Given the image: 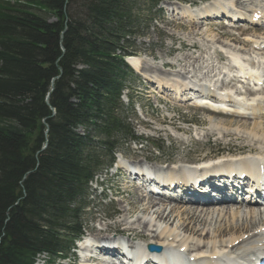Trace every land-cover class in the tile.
Returning <instances> with one entry per match:
<instances>
[{
  "label": "trees",
  "instance_id": "16d2710c",
  "mask_svg": "<svg viewBox=\"0 0 264 264\" xmlns=\"http://www.w3.org/2000/svg\"><path fill=\"white\" fill-rule=\"evenodd\" d=\"M137 1L0 0V264L69 255L96 151L110 165L120 141L136 140L123 60Z\"/></svg>",
  "mask_w": 264,
  "mask_h": 264
},
{
  "label": "rangeland",
  "instance_id": "374dc122",
  "mask_svg": "<svg viewBox=\"0 0 264 264\" xmlns=\"http://www.w3.org/2000/svg\"><path fill=\"white\" fill-rule=\"evenodd\" d=\"M182 1L183 2L179 3L172 0H161L159 5L152 9H149L150 4L147 3V0H138L136 3L134 19L135 27L132 29L133 35L129 40L127 49L129 51H133L135 57L146 58L147 61L144 58L143 59L144 62H146V65L144 66H146L147 70L142 72L141 77L133 72L134 77L128 78L126 85L129 87V94L133 97V103H140V107L138 104H135L133 107L135 112L131 111L130 108H127V110H123V114L127 119L126 122L131 125L134 131L133 133L137 136L143 137L145 140L147 139V141L142 145H133L128 142L125 143L124 141H120L116 145L117 156L115 157V165H117L119 160L122 159L124 163L129 165L144 164L151 169H156L157 165L163 164L167 165L165 169L170 170L172 169L170 166H176V168L182 167L181 165L183 164H179L182 161H185L184 164L198 163L197 161L201 158L200 155H202V157L207 156L208 154H204L212 151L215 143L214 140H211L209 146H206V148L203 149L201 144L204 142L199 144L196 141L204 140L201 136L207 131V129H209L207 128L209 119H211L212 122H217L222 119L215 117L210 118L206 112L194 107L193 103L182 104L175 102L169 96L170 93L161 89V86H167V88H169L171 85H175L176 82L187 85L194 83H208L210 78L220 75V71L218 70V72H215L216 70L214 68L224 67L221 64L217 65L219 62L216 59V54L231 52L228 55L230 57L231 54L235 55L233 53H236L242 56V58H240L237 55L243 63H245V61L246 63L249 62V59L243 57V55H247L249 58L252 57L254 59H259L264 55V50H256L255 45H248L245 41L242 42L246 33L239 32L241 29H250L246 35L248 38H245V40L255 42L260 38V41H264V35L260 34L264 30L262 27L246 26L239 23L236 24L237 27H239L237 30L225 26L228 22L227 19L224 20L223 23L224 30H220L218 28L217 24H219L220 21H212L213 23H209L214 25L212 28L206 26L205 21L200 22L201 24L197 23L198 26L195 27L190 24L191 20H198L196 14H192L193 10H201L202 12L203 9L209 6L212 7V5H217L218 7V4L225 5L226 9H228L233 3L234 10L245 14L247 17L249 14L245 11L246 8L244 7L248 5L247 10H257L255 5H257L260 1ZM241 1L244 2L242 4H238ZM186 3L189 4V7ZM191 6H193V8L195 6V8L192 9ZM229 23L230 24L228 25L230 26L234 24L233 22ZM258 30L260 33L257 32ZM196 31L199 35L196 33V36H194ZM222 34L227 36L223 37ZM233 37H235L237 39L236 41L239 43L232 42L230 39ZM240 40L244 44H242ZM189 45H195L196 48L187 49ZM255 54L259 55L255 56ZM214 56L217 63L213 59ZM206 59L211 60L206 63ZM226 59L227 58H225V60ZM210 63H212L215 67L211 66ZM171 64L174 66L172 67ZM207 64H209V67H212L211 70L206 68ZM259 64L261 63H256V67H259ZM256 67L254 66V68ZM122 100H124L125 103L127 102L125 97ZM222 121L227 123L228 120ZM234 126L235 125H233V127ZM248 127L250 126L248 125ZM217 129L218 131L223 130L220 127H217ZM231 131L237 132V130L232 129ZM78 133H81V130H78ZM194 135L198 137L196 141L192 138ZM218 137L221 138V136H215V138ZM226 141L227 139H224L221 142ZM180 143H182V145H180ZM262 150L264 151V148ZM96 153L100 156L99 160L102 167L96 173L94 181L88 186L85 196L82 198L83 203L89 205V208L85 209L81 214L83 215L81 220L82 229L84 232L87 231L90 232V234L99 237H111L110 234L113 233L122 236L126 235L127 237L128 233L122 232L123 227H125L123 224L122 226H118L117 230L113 228L114 224L119 220L117 212L119 209L127 208L125 203L126 201L134 202L136 200V191L138 194L141 192H139V187L134 189L130 186V184H128V177H126L122 172L114 175L115 167L113 166L110 169L108 168L109 160L105 157L102 149L99 148ZM212 153H216V155L213 156V159L220 158V160L225 161L229 159H236V157H229L225 154H217L218 151H214ZM176 206L179 208V212L184 209V207L179 206V204H176ZM164 207L167 208L168 211L169 208L173 207V205H164ZM203 207L204 206H200V208ZM263 208L264 207L259 208L260 211H256L255 214H258L259 216L261 215L264 218ZM178 210L176 209V212ZM240 212L244 213V209L240 210ZM138 218H144V216L138 213L134 214L129 220H126L128 223L127 227L131 226L129 225L130 222H133ZM215 218V215L213 217L212 215H209L208 217V221L211 220L208 224L210 229H214L215 227ZM101 219L104 220L102 221ZM181 223L182 221L180 220V217H178L174 219L171 225L174 227L179 226ZM248 223L249 217L246 219L245 217L242 218V216H240L239 219L229 218L226 222H223L220 225L225 228ZM132 225L136 226L135 228L138 227L137 224ZM153 225L154 224H150V231L148 232L151 235H153V232L156 229ZM163 226L164 225H160L159 230L163 229ZM106 227L109 228L108 231H105ZM100 229H103L102 233L98 232ZM138 231H141V229H136L134 235L137 234ZM120 232L122 233L117 234ZM180 239L186 240L187 247L185 249L187 253L196 244L195 239L193 240L191 238L183 237L182 235H180L177 240ZM215 244L218 246L219 242ZM228 253L230 254L231 252L228 251L227 254ZM45 260H47V257L41 256L38 263ZM62 264H68V261L63 262Z\"/></svg>",
  "mask_w": 264,
  "mask_h": 264
},
{
  "label": "bare ground",
  "instance_id": "6f19581e",
  "mask_svg": "<svg viewBox=\"0 0 264 264\" xmlns=\"http://www.w3.org/2000/svg\"><path fill=\"white\" fill-rule=\"evenodd\" d=\"M261 1L263 0H260L259 4L261 3ZM223 9L224 8H218V10L206 9L202 12H199L200 14L198 15L199 17L204 18V16L208 17L211 16V14H216L220 12L222 13ZM222 14L224 15V12ZM235 15L236 13L234 12V15H232L233 19L236 17ZM261 16L264 19V14ZM255 17H259L258 12L255 10H250L249 19L246 21L252 22L253 18ZM197 23H198L197 21L190 22V24H192L193 27L198 26ZM250 24L257 25L256 23H250ZM219 29L222 30L223 27L221 26ZM242 32L244 33L245 31ZM196 33L197 31L194 33V36H196ZM197 35L199 34L197 33ZM230 40L232 42L239 43L236 41L237 39L235 37H233ZM245 42L249 44L248 40H245ZM253 43L257 50H264L263 49L264 45L262 41L260 43L258 41H255ZM189 48L191 49L196 48V46L189 45L187 49ZM256 55L259 54H255V56ZM226 57L227 56H224L223 54H216V59L218 60V62L225 61ZM230 58L231 60H233L234 63L237 64L238 68H240V73L243 74V66L240 63L238 56L231 54ZM259 59H261L264 62V55ZM126 60L130 68H132V70L137 74L142 75V72L147 70L146 66H144L146 65V62H144V59L141 57H132ZM173 66L174 65H172V67ZM247 73L248 76L249 75L256 76V72L249 71ZM165 88L177 93L178 95H180L181 91H184L185 89L184 87L179 88L175 85H171L169 88H167V86L166 87L161 86V89L165 90ZM221 93L225 95L226 98L214 94L213 92H208L207 95L209 97H214L220 100L232 99L231 91H225ZM262 99L264 98H260L259 100L262 101ZM201 102H202V106L196 105V107L206 112L210 118L215 117L228 121L227 123L222 120L217 122L215 121L212 122V120L209 119V124L207 126V128L209 129H207V131L203 133V135L201 136L204 138V140L196 141V142H198L199 144L204 142L203 144H201V147L203 149H205L206 146H209L211 140L212 141L214 140L215 144L213 146V150L209 151V153L204 154V155L208 154L207 156L203 155L204 157H202V155H200L201 158L197 162L213 159L214 158L213 156L216 155V153H212V152L218 151L217 154H225L229 157H236V159H229L226 161L220 160L218 162L212 163L211 165H207V167H211V168L215 167V169L213 170L214 174H219V173L225 174L230 170H232L233 172L240 171L238 175H240L241 173H248L249 176L252 177L253 175H252L250 161H253L255 163H264V151L262 150L264 148V120L262 118H256L253 119L255 121L251 122L248 121L249 118L247 117L246 114L235 113V114L227 115L225 114V112H227L228 110L227 108L221 107L218 104H213V105L209 104L210 101H206V100L204 101L201 100ZM205 105H207V107H204ZM259 108L260 105L257 106V109ZM252 113L254 114V112ZM227 117H235V118H227ZM233 125L235 126L233 127ZM248 125L250 127H248ZM217 127H220L223 130L218 131ZM231 129L237 130V132H232ZM216 135L221 136V138L219 137L215 138ZM224 139H227V141L221 142ZM180 145H182V143H180ZM184 163L185 161H182L179 164L181 165ZM175 168L176 166L170 169L171 171L169 172V174H167L168 181L171 182L179 181V180L184 181L186 178H188L187 175L181 171L182 167L176 169ZM162 170H167V169L162 168ZM144 171L145 170H140V174H143ZM232 192H233L232 189H229V191L225 190L224 193L230 194ZM135 194H136L135 197L136 200L134 202L126 201L125 203L127 208L118 210L117 215H119V220L114 224L113 227L114 229L117 230V227L122 226L123 224L125 227H123L122 232L128 233L127 235L128 241L132 242L133 239L131 238H135V239L137 238L136 240H138L140 244L154 243V244H159L161 246H172L174 244L176 248L182 247V250L185 251L186 250L185 248L187 247L186 240H181V239L177 240L179 236L182 235L183 237L196 240V244L190 249L189 252L198 255V257H196L195 255L192 256L196 264H205L207 261L206 258L213 260L219 257H230V256H234L233 255L234 253H239V252L241 255L242 254L244 255L246 252H249L250 250H254L257 246H259L256 245L257 241L259 240L262 241V238H264V218L261 215L259 216L258 214H255L256 211H260L259 208L264 206L256 207L252 203L227 204L226 201L217 200L216 203H213V201L207 202L206 205H203L204 206L203 208H200V206H196L193 204L184 203L183 205L184 209L181 212H179L178 210L179 208H177L176 205H173V207L169 208V210L167 211V208H165L164 205L161 203L163 201H161L160 199L153 198L152 196L145 197L141 193L138 194L137 191L135 192ZM176 209L178 210L177 212ZM242 209H244V213L240 212V210ZM136 213L141 214L142 216H144V218H138L133 222H130L129 225L131 226L127 227L128 223L126 220L127 219L129 220L131 216H133ZM209 215H212V217L214 215L216 216L214 229H210L208 227V224L211 221V220L208 221ZM240 216H242V218L245 217L246 219L249 217V223L243 225H237V226H229L225 228L221 227L220 224L226 222L229 218L239 219ZM178 217H180L182 223L179 226L173 227L171 224L173 223L174 219ZM132 224L134 225L137 224L138 227L135 228L136 226H133ZM150 224H154L153 227L156 228L155 231L153 232V235L148 233L150 231L149 230ZM159 224L164 225L163 229L159 230V226H160ZM108 229L109 228L106 227L105 231H108ZM136 229H141V231H138L137 234L134 235ZM122 232L117 234H121ZM259 235H261L260 239H258ZM100 240L104 241L105 242L104 244L107 243H109L110 245L114 244L110 239H100ZM217 242H219L218 246H216L215 244ZM110 249L115 251L113 247H110ZM228 251L231 253L227 254ZM92 263L99 264L97 263L96 259L93 260Z\"/></svg>",
  "mask_w": 264,
  "mask_h": 264
}]
</instances>
